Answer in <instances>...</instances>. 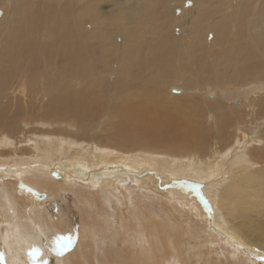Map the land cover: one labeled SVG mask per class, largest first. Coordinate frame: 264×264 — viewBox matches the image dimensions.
Segmentation results:
<instances>
[{
	"label": "bare ground",
	"instance_id": "6f19581e",
	"mask_svg": "<svg viewBox=\"0 0 264 264\" xmlns=\"http://www.w3.org/2000/svg\"><path fill=\"white\" fill-rule=\"evenodd\" d=\"M26 1L12 0L9 6H6L9 7L10 14L7 12L3 16L7 20H12L11 17L14 20L17 16V22L11 21L10 26H6L2 23L5 20L2 19L0 23V99L7 96L9 89L15 88L26 97L32 96L40 100L44 96L46 99L42 101V106L45 110L35 121L41 127L25 131L41 138L38 144L35 143L33 151H6L4 148L0 150L1 160L2 157L10 155L9 157H16L14 160H18L15 166L17 163L22 165L14 167L11 165L14 162L10 164V161H14L13 158H10L9 162L8 158L6 162L12 167L8 164L7 171L15 175L14 178H23L29 168H38V172L44 168L41 173H46L51 169L58 172V166H65L67 168L62 175L64 177L73 176L92 184L112 186L117 181L121 184L131 176H136L128 169L138 172L147 170L146 173L153 169L159 176H163L165 182L180 179L181 182L199 183L201 179L209 180L210 177L220 175L222 177L219 180H211L208 186L203 184L204 187L201 188L202 197L208 200L210 210L204 207L201 199H196L193 191L181 195L178 203L174 202L176 209L185 211L184 214L193 219L196 228H191L190 219L184 216H179V224L176 225L170 218H154L146 213L143 215L142 212V215L138 216L137 211L132 209L128 217L129 224L136 230L134 232H139V227L146 226L149 246L144 248L143 245L141 247L135 244L136 247L126 248V255L109 254L106 251L104 256L110 264H169L168 258L172 255L177 259V264H255L254 259L258 260L264 256V132L260 131V127L259 130L254 128L260 121H264V85L261 86L260 94L252 91L256 84L264 83V0H231L233 7L229 14H226L225 5L218 4L214 10L209 0H193L192 7L185 9L176 19L184 26L188 20L191 24L190 34L188 33L190 38L186 42L183 38L175 40V19L171 14L172 9L168 10L169 0H107V5L102 3L103 0H68L55 5L54 9L47 6L48 1H43L45 3L42 2V6L46 5L43 10L45 7L52 10L45 9L35 14L33 9H30L31 15ZM30 1L28 0V3ZM22 4L25 5L26 12L20 9ZM204 5L209 7L204 8ZM206 15L219 18L216 27L218 30L215 29L214 34H220L223 38L229 30L232 32L230 25L243 22L241 28H238L239 31L235 30V37L228 40V43L221 39L225 46L211 59L207 51L199 46L202 44L201 37H204L208 30L207 26L200 25L201 20L210 18ZM52 18L54 22L49 24ZM161 24L163 26L160 27ZM149 39L151 43L148 53L140 55L144 42ZM218 57H221L223 62L220 59L217 61ZM192 61L199 73L201 70L205 71L207 63L208 71L202 73L209 74L207 81L214 87L223 89L219 91V95L225 103L213 100L206 105L208 112L205 113H201L202 108L199 112L200 106L192 99L180 101L176 106L168 101L175 99L174 97L179 96L185 89L184 86L181 90L173 80L184 77L183 80L188 81L190 78L181 73V70ZM111 73L115 76L113 78V74L111 75L114 89H109L115 90L111 92L114 93L112 97L118 101L106 110L107 105L103 104V98ZM15 77L18 79L14 85ZM207 81L204 80L203 84ZM72 83L74 86L78 83L81 85L74 88ZM163 85L168 86L170 93L176 94L167 95ZM185 91L186 89L182 92ZM106 96V99L109 98V95ZM103 105L105 110L102 111L108 115H116L115 120L111 126L106 124L105 127L103 124L105 137H96L98 134L95 137H87L86 131L90 125L89 122H82L90 119L93 123V119L100 115L97 113ZM6 108L0 100V114ZM102 111L101 115L104 114ZM197 112L201 113L200 121L197 120L196 124L194 122L195 125L186 124V128H180L182 124H178L179 116L189 120V117ZM205 114L210 118L203 119ZM56 116H61L62 119L57 120ZM10 120L8 119L9 122L5 123L2 130L5 136L0 134V146L7 145V148L13 140L10 135L13 137L19 132L23 134L21 131L24 130L21 128L20 131L18 126L22 122L21 119L17 123L16 117ZM55 123L66 125L60 124L61 126L54 128ZM95 123L97 121L93 125ZM72 125L76 127L74 134L72 130L68 133L62 128L67 129V126ZM108 127L111 128L108 130ZM124 130H127L128 137L122 135ZM103 138L110 144L106 145ZM77 139L88 140L91 147H83V143ZM211 139L213 140L210 141ZM165 142L177 144L174 146L169 143L170 148L183 147V153H177L179 149H175L176 153L169 152L171 149L174 151L173 147L167 148V152H164L165 147V150H158L162 146L161 143ZM64 157L72 160L74 165L59 163ZM23 160H31L32 164H26ZM95 164L103 165L90 171L89 167ZM0 170L3 171L2 168ZM92 173L93 176H89ZM13 175H10L12 179ZM46 178L43 176L40 181L32 183L40 190L52 188L54 194L57 185L50 178ZM11 182L14 181L7 183L11 187L13 185L14 191L15 187ZM89 194L82 193L86 198L84 201H92V194L91 197ZM18 228V225L13 223V228H7L2 239L4 254L9 264H16L17 259L12 255V250L16 248L13 246L12 249L14 238L17 242L25 241L21 233L26 232ZM76 229L79 239L87 236L84 226L78 225ZM203 231L210 235L207 238L202 237L199 232ZM137 237L133 235L135 240ZM212 237L225 241L233 239L236 249L244 253L243 258L247 263L235 261L233 255L236 253L231 254L228 248H223L225 246L216 250L213 241L217 239ZM29 238L31 239L30 236ZM120 244L117 248L123 252ZM71 251L69 264L85 263L87 259L84 261L82 251L76 247ZM16 252L21 254L20 250ZM25 256L23 254V259ZM43 260L41 262L47 264L45 257Z\"/></svg>",
	"mask_w": 264,
	"mask_h": 264
},
{
	"label": "rangeland",
	"instance_id": "374dc122",
	"mask_svg": "<svg viewBox=\"0 0 264 264\" xmlns=\"http://www.w3.org/2000/svg\"><path fill=\"white\" fill-rule=\"evenodd\" d=\"M11 1L12 0H5V1L0 0V19H1L0 23L3 19L6 22L2 21V23H4L6 26H8V25L10 26L9 22H11V21H12L11 23H13L14 21L17 22L19 20V18L17 16H15L14 20L12 17H11L12 20H10V18H9V20H7V18H5L3 16L4 14H7V12H9L8 14H10V9H9V7L6 8V6H9ZM43 1H45V2L48 1L47 6L49 5V7L54 9L55 5H58L61 3L63 4V2H66L68 0H65V1L64 0H60V1L59 0L58 1L57 0H41V5H40V0H36V1L32 0V2L30 1L29 3L27 0L26 6H28L27 8H29V10L33 9V12H35V14L37 12L39 14V12L41 13V11L43 10V7L46 6V5L42 6ZM85 1L86 0H82V2H85ZM45 2H43V4ZM49 2H50V4H49ZM107 2H108L107 0H106V2H105V0H103L102 3L103 4L106 3L105 5H107ZM208 2L211 3L210 6L214 10H216L218 7V4H220V5H225V7L227 9L226 14L227 13L229 14L232 11V7H233L232 1L229 2L228 0H209ZM35 5H36V7L32 8V6H35ZM192 5H193V0H169L168 1V8H169L168 10L171 11V9H172L171 14H172V17L175 19V21H174V27L175 28L173 27L175 40H177L179 38H183L184 40L183 39L182 40L186 42L190 38V36H189L190 28L189 27L191 26V24L188 23L189 20L186 21L187 25L184 26L183 24H181L180 21L178 23V21L176 19L178 18V16H181L183 14L182 12H184L185 9L187 10L188 8H191ZM37 6H39V7H37ZM19 7L23 12L27 11V10H25L26 9L25 5L23 6V4H22ZM23 7H25L24 10H23ZM205 7H209V6L204 5V8ZM51 8L48 9L47 7H45V9H48V10H52ZM2 10H3V14H2ZM31 10H30L29 15H31ZM206 16H210V18L208 17L209 20L207 18L201 20L200 25L203 27L207 26L208 30H207V34L204 37H201V43L202 44H199V46H201L202 48H204L207 51V53H208L207 55H209L210 59H211V58L216 57L215 53H220L221 49L225 46L223 40H226L228 43V40L235 37V34H236L235 30H237V32H238L239 31L238 28L239 29L241 28V26L243 25V22L242 23L236 22V23H233L232 25H230L232 32L229 30L227 33H225L224 38H223V36H221L219 34V36H220V39H219L218 34H216V33L214 34L215 29H217L216 27L218 25L219 18L216 19V17H213L211 15H206ZM166 20H167V18H166ZM46 22H48V18H47V21L44 22L45 25H46ZM50 22L52 24L54 22V18H52L49 21V24H50ZM160 22L161 21H159V23ZM161 26H163V25L161 24L160 27ZM209 27H210V29H209ZM1 39H2V35L0 33V40ZM221 39H223V40H221ZM203 42H205V43L203 44ZM150 43H151L150 39L144 42L143 49L141 50L140 55H145L148 53V46ZM214 43H217L220 45H217ZM213 54H214V56H213ZM219 59L221 60V62H223V59L221 57L220 58L218 57L217 61H219ZM175 62H177V59L175 60ZM196 69L197 68L194 67V64L192 61V62H190L189 65H187V67L185 69H183L184 71L181 70V73H185V75L188 76L190 79L188 81H184L183 80L184 77H183V79L180 78V80H173V82L176 83L178 85V87L180 86L181 90L185 86V89L187 92L186 91L182 92L183 90H185V89H183L181 91V93H179V96H177L178 98L175 96L174 97L175 99L170 98L171 100H168V101H169V103L173 104V106H176L177 104H179L180 101H183V100L186 101L187 99H192L193 101L195 100L194 102L200 106V108L198 109L199 112L202 110L201 113H205V112H208V110H207L208 106H206V105H208V103H210L211 101L217 100L218 102L219 101L224 102V101H222V99L219 95V91H221L223 89L219 88V87L218 88L214 87V85L210 81H207L209 74L202 73L204 70H201V72L199 73V70L198 69L196 70ZM207 71H208V66L206 63V67H205L204 72H207ZM225 71L229 72L227 69H225ZM215 73L216 72H214V74ZM214 74H213V76H214ZM111 75L113 76V78H115L114 73H111L109 78L107 79L108 85L105 88L106 95H109V98L106 99V97H108L106 95L103 98V101H104L103 104L107 105V107L105 108L106 110H108L111 105L112 106L115 105L118 101V100H116L117 98L112 97V95L114 96V93H111V92H113L115 90H111V88L114 89L112 86L113 85V78ZM213 76H211V77L214 78ZM225 76H224V79L227 78V74H225ZM17 79L18 78L15 77L14 82H13L14 85L16 82L15 80H17ZM110 79H112L111 82H110ZM204 80H206L207 82H205L203 84ZM263 80L264 79H262V81ZM72 84L74 86V83H72ZM80 85H81V83H78L77 85L74 86V88H78ZM118 85H119V83H118ZM166 85H163L162 87L165 89V92L168 95L170 92L167 90L168 86L166 87ZM262 85H264V83L263 84H256L255 85L256 88L254 87L252 89V91H254L255 93L261 92V86ZM109 87H111V88L109 89ZM172 87L178 88L176 86H172ZM187 87H189L190 90ZM7 92H8L7 96L3 97L4 99L3 98L0 99L1 102H3V104H5L7 106V108L3 109V112L0 114V116H1L0 134L3 132L2 130L5 127V123L11 121L12 119L10 120V118H15V117L17 118L16 123L18 122L19 119L22 120V122H20V124L18 126L20 127V131H21V128H23L24 130L21 131V132H23V134H20V132L17 135L15 134L16 137H18L20 135L17 139H15L16 137L14 135H13V137L10 135L11 140L13 139L12 142L9 144L10 146L8 145L9 147L7 148V145H2V146H0V150H3V148H4V150H6V151H12L13 149H15V150L16 149L17 150L23 149V151L30 149V151H33L34 146H36L35 143L38 144V142L41 141V138L37 137V136H39L37 134L27 133L25 131L27 129L28 130L34 129V128L36 129L38 127H41V126H39L38 122H35V121L38 120L39 117H41V114H43V112L45 110V108H43V106H42V103L45 101L46 98L44 96L41 97L40 100L35 99L32 96L31 97L29 96L30 97L29 98L28 96L27 97L24 96L23 93L21 94L15 88H11ZM110 94H111V96H110ZM170 94H176V93H170ZM261 94H263V93H261ZM113 98H114V100H113ZM183 98H186V99H183ZM168 99H169V97H168ZM234 99H238V98H234ZM6 101H8L7 104H6ZM17 104H18V106H16ZM28 104H30V105H28ZM104 105H103V107H101L102 109L100 108V110H99L100 112L97 113L100 115H97V118L93 119L94 121L91 120L93 123L96 121H97V123H95L93 125V123H91L89 121L90 119H86V121L82 122L83 124H88V122H89V125L91 126V127L89 126L87 128V131H86L87 137L88 136L95 137L96 134H98L96 137H98V136L105 137L106 135H104V129L102 127H104V126L107 127V125L109 126L115 120L116 115L114 116V114L112 113L111 115L109 114L111 116L110 117L108 114L103 112L105 110ZM17 109H19V111H17ZM241 109H244V107L243 108L241 107ZM101 111L104 114L101 115ZM199 112H197L194 116L189 117V120L186 117L179 116L178 117V121H179L178 124H180V125L182 124V126L180 128H186L187 125L188 126L195 125L197 120L200 121L202 119V117H200L201 113H199ZM13 115H14V117H13ZM25 116H26V118H25ZM27 117H29V118H27ZM56 117H55V119H57V120L62 119L61 116L59 118H58V116H56ZM198 117H199V119H197ZM71 118H73V117H71ZM209 118H210L209 115L205 114L203 119H209ZM8 119H9V121H8ZM69 121L72 123L71 120H69ZM184 121H185V125H184ZM194 122H195V124H193ZM24 123H26V124H24ZM80 123H81V120H80ZM260 123L259 124L262 127L259 126V124H256V125L254 124L255 125L254 128L257 127V129L259 130L258 127H260V131L263 130V132H264V121H260ZM60 124L61 123H57L56 126H54V128L58 127V125H60ZM63 124L66 125L65 123H63ZM63 124H61V125L64 126ZM103 124H104V126H103ZM53 125H52V127H53ZM94 127L95 128L98 127L100 129H98V128L95 129ZM62 128L68 133L71 130H72L71 131L72 133L76 131L75 125H72V127L67 126L68 130L66 129V127H62ZM110 128L111 127H108V130ZM46 130H48V129H46ZM99 130H100V132L98 133ZM126 131L127 130L122 131V135H124V137H126V136L128 137V133H126ZM1 135H4V133H2ZM24 135H25L26 139L24 138ZM213 139H211L210 141H212ZM79 140L77 139V141H79ZM81 140H80V142L83 143V147L84 146L88 147V148L91 147V145H90L91 142H89L86 139H81ZM103 140L106 143V145L110 144L106 141V138H103ZM18 143H20V145ZM86 143H88V144H86ZM169 143L170 142H167V143L165 142V144L161 143L162 146H160L158 148V150L162 149V148H163L162 150H165L164 147L166 148V150L164 152H167L172 147H173L174 151H172V149H171V151H169L171 153H176L177 149H179L177 151V153L178 152L181 153L184 150L183 149L181 151V149L183 147H180V146H178V148L176 149L174 146L177 144H175L174 142L170 143L171 145L175 144L174 146H172L170 148L171 145ZM12 144H14V145H12ZM166 144L168 147L163 146ZM214 146L215 145H213V147ZM167 148H169V149H167ZM175 149H176V151H175ZM162 150H160V151H162ZM9 156H5V158L2 157L3 158L2 160L5 159L3 161V164H1L2 160L0 159V165H1L0 168L3 169V171L0 170V171H2L0 173V264H9L8 261H6L7 259H6L5 254H4L2 239L4 238V235L6 233V229L9 227L11 229L13 228V223L18 225L19 230L22 228L21 230H23V232H26V233H21L24 240H25L24 242H17V241H15V238L13 240L14 242L12 245V249H13V246H15L16 248H14L12 250V252H13L12 255H14V257L17 258V259H15L16 264H22V263L23 264L24 263L25 264H43L41 262V260H43V257L46 258L45 262L47 261V264H69V261L71 258L69 256V254L72 253L71 250L75 247L78 250L82 251L81 254L83 253L82 257H83L84 261L86 259L88 260V261L86 260L87 262L85 261L84 264H89V262H94L93 264H110L108 262L107 257L104 256L106 251L109 254L112 253V254L126 255L125 253L128 252V250L126 248L129 246H131V247L135 246L136 247V245H139L142 247V245H143L144 248L149 246L148 244L150 242V239L148 238V230L146 229V226L143 225V226H141L142 228L139 227V229H140L139 232H141V229L143 230L141 233H139V232H134L136 230L129 224L128 217H129L130 211L132 209L137 211L138 216L142 212L143 215H144V213H146L147 215H151L154 218L155 217H157V218L158 217H160V218L161 217L162 218L167 217V218L172 219L171 221L175 222L176 225L179 224L180 217L184 216L185 218L190 219L191 228H196V226L193 223V219L190 218L189 215L184 214L185 211L180 210L178 208L176 209L175 203H178L180 201L179 199H180L181 195H184V193H186V192L193 191V193L195 194L194 196H196V199L198 201H199V199H201L200 201L203 202L204 207H206V209H209L210 206H209V203L207 202L208 200H206L204 197H202L203 195L201 193V188H203L206 185L208 186L209 182L211 180L215 181L214 179H216V178H218V180H219L222 177L220 175H217V176H214L215 178L210 177L209 180H208V178L207 179H201V182H203V183H201L200 181H199V183L198 182L188 183L185 181L181 182L180 179H178L179 181L177 179H176V181H175V179H172V182H171V180H169L168 182L166 180V182H165V180L163 179V176L162 175L159 176L160 174H158L153 169L150 170L149 173L145 172L147 170L138 172L137 170L134 171V169L133 170L128 169L129 172H131V174L136 175V176H131V174H130V176H131V177L129 176L130 180L127 179L126 180L127 182L124 181L121 184L119 181H117L112 186V185H103L101 183L92 184L89 181H84V180H82L80 178L78 179L76 177L74 178L73 176L72 177L71 176L70 177H64L62 175L64 173V170H66L67 167L58 166L57 169H58V172L60 174L59 178L53 177L50 173L51 170H49V172H46V173H41L42 170H45L44 168L39 169V172H38V168H34V169L29 168L31 171L29 172L28 171L29 169L26 170L27 174L24 176L27 178H24V177L19 178L18 177L19 178L18 179L17 176H16V178H14L15 175H13L12 173L7 171V169H9V168H7L8 167L7 165L9 163L6 162L7 161L6 159L9 158V160H8V162H9L12 158H13V160L16 158V157L11 158ZM68 160L69 159H66L64 157V158L60 159L61 162H59V163L67 164L68 166L74 165L72 160H69V161ZM23 161L26 164H28V163L32 164L31 160H28V161L23 160ZM12 162H14V163H12ZM16 162H18V160L10 161V164L12 163L11 165H14V167L22 166L19 163H17V165L15 166ZM21 163L23 164V162H21ZM10 164H9V166H11ZM99 165H103V164H99ZM99 165L98 164L97 165L95 164L94 166L92 165L89 167V170L91 171L92 169H97L99 167ZM105 165H107V164H105ZM43 166H45V165H43ZM117 166H122V164H117ZM122 167H124V166H122ZM32 171H35V172L33 173ZM3 172H5V173L8 172V173L5 175V173L3 174ZM140 173L143 175H141ZM145 173L147 174V176ZM33 174L35 176H33ZM155 174L157 177H155ZM10 175H13V179H12V177H10ZM40 175L42 177H40ZM37 176H39V178H37ZM43 176H44V178L47 177L46 178L47 180H49V178H50L58 186V188L56 186V192L54 194L51 191V190H53L52 188L46 187L45 188L46 190H44V188L40 190L37 187H35V185H34L35 183H32V182L40 181L41 179H43ZM89 176H93V173L90 174ZM152 176L154 178H152ZM7 180H9V181H7ZM11 180L14 181V182H11V184L12 183L14 184V187H15L14 191H12L13 185H12V187H11V185L9 186V184H10L9 182ZM177 181L179 183H177ZM144 183H146L145 185H148L149 183L150 184H149V186L146 187L145 185H143ZM190 184H193V185H190ZM203 184H204V186H203ZM200 185H201V187H200ZM152 186H154V187H152ZM102 187L103 188L105 187L106 189L109 188L110 190L109 189L106 190L105 188L103 189ZM113 187L116 189H112ZM145 187H146V189H142ZM76 188L80 189V191ZM105 190H106V192H105ZM146 191H149V192L146 193ZM86 192H87V194L90 193L89 194L90 197L92 194V201H88V202H87V200L84 201L85 197L82 196V193H86ZM80 196H81V198H80ZM93 198H95L94 201H93ZM24 204H25V206H24ZM141 208H142V210H141ZM178 211L180 214L178 213ZM180 211H182V213ZM164 212H165V214H164ZM164 215H166V216H164ZM119 220H121L122 222ZM82 222L84 224H82ZM78 225L84 226V233L87 235L81 239H79L76 236V234H77L76 227L78 228ZM145 230H147V231H145ZM199 233L201 234L202 237H206V238L210 235V233H208L206 231L199 232ZM133 235H135L136 237L138 236L137 237L138 241L133 238ZM29 236L31 237V239L29 238ZM214 238L217 240L213 241ZM214 238L211 240L213 242H215L214 247L216 250H221L222 248H220V247L225 246L223 248H226V249L228 248V250L231 254L236 253L235 255H233V259L235 261H237L238 263H242V262L247 263L245 258H243L244 253L242 251H239L236 249V244L233 242V239H231L232 241L231 240L225 241L224 239H221V238H217V237H214ZM88 240H90V241H88ZM90 242H92V243L90 244ZM117 242H119V243L116 245ZM223 242H225V245H223ZM216 243H218L219 245L217 244V246H216ZM37 244H38V246H37ZM119 244L123 248V252H120V250L118 249L119 247L117 248V246ZM132 244H134V245H132ZM17 247H19V249ZM22 247H23V249H21ZM37 248H39V249H37ZM17 250L21 251L20 255H18V253L16 252ZM33 250H38V251L40 250L39 253L37 251L35 258H33ZM42 251L43 252L46 251V252L43 253ZM232 251H233V253H232ZM23 254L26 255L25 256L26 258H24V259H23ZM236 255H237V257H236ZM82 257L80 259H82ZM174 257L175 256L172 255L171 257L168 258L169 264L170 263L171 264H177V259ZM239 257L243 258V259H240ZM262 257H259L258 260L254 259L253 260L254 263L255 264H264V256H262ZM235 258H237V259H235Z\"/></svg>",
	"mask_w": 264,
	"mask_h": 264
},
{
	"label": "water",
	"instance_id": "95a60500",
	"mask_svg": "<svg viewBox=\"0 0 264 264\" xmlns=\"http://www.w3.org/2000/svg\"><path fill=\"white\" fill-rule=\"evenodd\" d=\"M50 173H51V175H52L53 177H56V178H59V177H60L59 172H57V171H55V170H53V169H51Z\"/></svg>",
	"mask_w": 264,
	"mask_h": 264
},
{
	"label": "snow or ice",
	"instance_id": "6c2138e0",
	"mask_svg": "<svg viewBox=\"0 0 264 264\" xmlns=\"http://www.w3.org/2000/svg\"><path fill=\"white\" fill-rule=\"evenodd\" d=\"M38 250H33V258H35V255L37 253Z\"/></svg>",
	"mask_w": 264,
	"mask_h": 264
}]
</instances>
